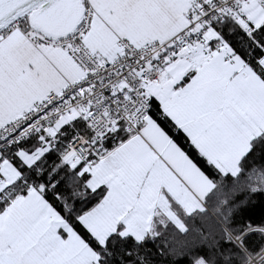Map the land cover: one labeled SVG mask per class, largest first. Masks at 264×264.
<instances>
[{
    "label": "snow or ice",
    "instance_id": "1",
    "mask_svg": "<svg viewBox=\"0 0 264 264\" xmlns=\"http://www.w3.org/2000/svg\"><path fill=\"white\" fill-rule=\"evenodd\" d=\"M0 264H264V0H0Z\"/></svg>",
    "mask_w": 264,
    "mask_h": 264
}]
</instances>
